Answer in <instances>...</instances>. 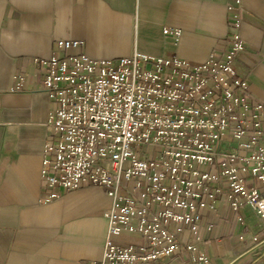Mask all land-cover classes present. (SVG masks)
Returning <instances> with one entry per match:
<instances>
[{
  "label": "built area",
  "instance_id": "1",
  "mask_svg": "<svg viewBox=\"0 0 264 264\" xmlns=\"http://www.w3.org/2000/svg\"><path fill=\"white\" fill-rule=\"evenodd\" d=\"M227 9V48L199 63L136 50L94 58L82 40L57 39L55 51L14 77L15 90L39 78L35 89L52 104L43 201L97 186L111 199L107 235L139 238L106 239L99 260L78 264H180L181 250L207 264L199 244L219 204L239 223L244 206L264 218V103L233 68L244 46L241 1Z\"/></svg>",
  "mask_w": 264,
  "mask_h": 264
},
{
  "label": "crops",
  "instance_id": "2",
  "mask_svg": "<svg viewBox=\"0 0 264 264\" xmlns=\"http://www.w3.org/2000/svg\"><path fill=\"white\" fill-rule=\"evenodd\" d=\"M241 1L243 49L233 62L250 98L264 103V0ZM234 0H0V264H78L99 260L111 204L105 191L83 186L43 201L40 176L52 107L30 78L15 90L14 77L31 71L32 57L56 50L57 39H79L94 58H117L133 50L192 63L227 48L228 5ZM178 30L174 38L162 29ZM232 219L222 204L212 211V232L202 231L207 264H264V218L240 209ZM244 233L243 239L239 234ZM257 233L260 240L253 242ZM181 250L180 264L192 261Z\"/></svg>",
  "mask_w": 264,
  "mask_h": 264
},
{
  "label": "rangeland",
  "instance_id": "3",
  "mask_svg": "<svg viewBox=\"0 0 264 264\" xmlns=\"http://www.w3.org/2000/svg\"><path fill=\"white\" fill-rule=\"evenodd\" d=\"M126 236H127V239L126 240H123V241L121 240L119 242L120 243H124L125 241H130V242H137V241H139V238L135 234H128Z\"/></svg>",
  "mask_w": 264,
  "mask_h": 264
}]
</instances>
